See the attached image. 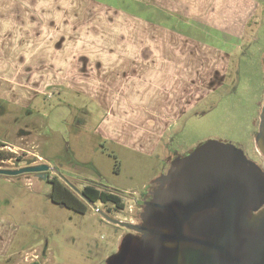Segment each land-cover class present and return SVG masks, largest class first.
I'll use <instances>...</instances> for the list:
<instances>
[{
    "label": "rangeland",
    "instance_id": "rangeland-1",
    "mask_svg": "<svg viewBox=\"0 0 264 264\" xmlns=\"http://www.w3.org/2000/svg\"><path fill=\"white\" fill-rule=\"evenodd\" d=\"M14 1L18 24L6 25L13 37L0 45V100L5 101L0 112V140L4 141L0 167L25 166L33 158L44 160L73 188L94 185L119 195L124 206L86 202V211L79 212L54 202L50 183L34 174H0V218L8 222L12 240L9 257L0 255V264H25L26 252L33 249L38 264H105L130 230L106 220L102 213L138 220L143 197L166 172L170 160L205 139L237 143L250 159L264 164L254 142L264 93V0L256 1L249 24L241 27V38L232 41L224 56L199 40L192 41L193 56L199 54L201 61L193 62L187 87L194 98L214 91L172 123L155 144L135 141L145 150L123 142L130 134L124 133L121 124L104 118L106 111L96 101L64 89L67 81L61 80L67 72L60 67L62 61L67 63L68 54L76 58L92 53L86 45L98 25H144L136 53L157 44L154 39L173 37L169 30L151 27L157 23L150 21L156 4L166 12L154 10V16L166 24L169 0ZM23 4L30 17L25 25L21 24ZM124 11L148 20L124 16ZM177 13L186 18L185 12ZM62 44L68 52L61 57ZM60 82L63 86L57 87ZM53 87L52 97L44 100L43 92ZM186 99L183 96L181 101Z\"/></svg>",
    "mask_w": 264,
    "mask_h": 264
},
{
    "label": "crops",
    "instance_id": "crops-1",
    "mask_svg": "<svg viewBox=\"0 0 264 264\" xmlns=\"http://www.w3.org/2000/svg\"><path fill=\"white\" fill-rule=\"evenodd\" d=\"M256 1L169 0V6L166 7L169 9V17L164 18L165 25L162 24L163 18L157 19L154 15L157 14L155 11L166 10L153 4V17L150 21L157 24L151 27L169 30V35L173 37L154 39L157 44L154 42L153 45L140 48L139 53H136V45L141 42L139 37L143 38L141 32L145 29L144 25H98L99 28L93 29L92 37L86 45L92 53L76 55V58L68 54L67 63L62 61L61 72H67L61 80L67 81L64 89L86 95L96 101L106 111L104 118L108 116L124 127V133L130 134L122 141L145 150V146L138 145L135 141L155 144L172 123L186 115V111H191L198 102L214 91H207L204 95L201 93L203 96L195 95L194 98L193 90L187 87V80L191 79L193 71V62L201 61L199 54L193 56L192 41L199 40L205 47L224 56L230 50L229 46L234 44L232 41L241 38V27L243 25L246 28L249 24L250 17L254 15L257 7ZM15 5L14 0H0V45L5 39L13 37L12 30L9 32L6 25L18 24V8H15ZM21 9V24L25 25L30 17L26 16L24 4ZM179 10L186 13V18L180 17L177 13ZM125 15L141 21L146 19L145 16L124 11ZM179 25L182 28H179ZM224 45L228 46V50ZM66 46H61V57L64 52H68L63 48ZM128 46L135 50L131 48L132 52ZM222 77L224 82L223 72ZM61 82L57 87L63 86ZM183 96L187 98L185 102L181 101ZM107 136L118 139L115 135ZM1 222L4 220L0 218ZM32 251L26 252L24 262L38 260V255L31 253Z\"/></svg>",
    "mask_w": 264,
    "mask_h": 264
},
{
    "label": "water",
    "instance_id": "water-1",
    "mask_svg": "<svg viewBox=\"0 0 264 264\" xmlns=\"http://www.w3.org/2000/svg\"><path fill=\"white\" fill-rule=\"evenodd\" d=\"M254 142L264 158V93ZM48 168L0 167V174ZM153 184L138 220L102 213L130 230L105 264H264V170L237 143L205 139L171 159Z\"/></svg>",
    "mask_w": 264,
    "mask_h": 264
},
{
    "label": "trees",
    "instance_id": "trees-1",
    "mask_svg": "<svg viewBox=\"0 0 264 264\" xmlns=\"http://www.w3.org/2000/svg\"><path fill=\"white\" fill-rule=\"evenodd\" d=\"M2 145H4V143L0 141V146ZM51 185L49 196L54 202L79 212L86 211L87 204L85 200L76 194L69 192L62 182H52ZM80 191L90 203L101 201L103 203L113 204L119 208L124 206V203L119 195L111 191L99 189L94 185H84Z\"/></svg>",
    "mask_w": 264,
    "mask_h": 264
},
{
    "label": "flooded vegetation",
    "instance_id": "flooded-vegetation-1",
    "mask_svg": "<svg viewBox=\"0 0 264 264\" xmlns=\"http://www.w3.org/2000/svg\"><path fill=\"white\" fill-rule=\"evenodd\" d=\"M55 89H54V87L52 88V89H50V91H45V92H43V97L45 98L44 100H46V99H48V98H50V97H52V92L54 91ZM64 91V90H63ZM65 92V91H64ZM59 93V92H58ZM65 93H68V92H65ZM44 94H46V95H44ZM3 102H5V101H3V100H0V112H2L3 111V107H2V103ZM11 102H13V101H11ZM31 103V101L28 103V104H30ZM16 104H18V105H20V106H22V104H20V103H16ZM26 137V136H25ZM1 142H3L4 143V141L3 140H0ZM2 146H4V145H2ZM2 146H0V147H2ZM13 152H15V151H13ZM256 152V151H255ZM245 153V152H244ZM31 154V153H30ZM256 155V154H255ZM27 156H29V155H27ZM32 156H35L36 158L38 157L39 159H40V157L39 156H37V155H34V154H32ZM257 156V155H256ZM248 157V156H247ZM10 158H12V156H10ZM30 158V157H29ZM249 158V157H248ZM253 161H255L258 165H260L262 168H263V170H264V167H263V164L261 163V162H259V159L258 158H256V159H252ZM40 163H45V164H47L48 166H49V168L46 170V171H43V172H40V173H37V172H30L31 174H34L36 177H38V178H42V179H44V180H46V181H48L49 183H50V189H51V183L52 182H57L58 183V181H60V182H62L65 186H66V188H67V190L69 191V192H71V193H74V194H76V192L69 186V184H68V182L67 181H65L63 178H61L60 176H58V171H56V168L55 167H51L50 166V164H48L47 162H45L44 160L43 161H38V160H36V159H29V161L25 164V165H34V164H40ZM4 168H9V167H4ZM24 174H29V173H24ZM21 175V174H20ZM23 175V174H22ZM7 176V175H6ZM77 195V194H76ZM78 196V195H77ZM145 196V195H144ZM149 197V192L147 193V195L145 196V197H143V199L142 200H145V199H147ZM1 219H3V218H1ZM4 220V219H3ZM6 224H7V222L4 220V222H1L0 223V247H1V250H2V252L0 253V255H3V257H9V251H8V249H9V246H10V244H11V239H9L8 238V228H7V226H6ZM25 257V256H24ZM24 261V260H23ZM25 264H38V262L37 261H32V262H25Z\"/></svg>",
    "mask_w": 264,
    "mask_h": 264
},
{
    "label": "built area",
    "instance_id": "built-area-1",
    "mask_svg": "<svg viewBox=\"0 0 264 264\" xmlns=\"http://www.w3.org/2000/svg\"><path fill=\"white\" fill-rule=\"evenodd\" d=\"M263 167H264V164H263ZM95 210H97V208H95ZM133 210V208L131 207V205H130V207H129V211H132ZM99 211V210H98Z\"/></svg>",
    "mask_w": 264,
    "mask_h": 264
}]
</instances>
